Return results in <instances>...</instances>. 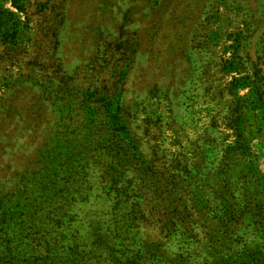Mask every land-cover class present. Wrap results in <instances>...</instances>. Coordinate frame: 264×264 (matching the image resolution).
<instances>
[{
	"label": "rangeland",
	"instance_id": "1",
	"mask_svg": "<svg viewBox=\"0 0 264 264\" xmlns=\"http://www.w3.org/2000/svg\"><path fill=\"white\" fill-rule=\"evenodd\" d=\"M109 101L123 111L128 161L124 261L263 260L264 209H247L264 205V0H0V264L37 245L52 192L65 218L39 236L52 240L53 264L106 253L118 198L105 179L92 169L69 198L77 165L58 192L43 169L51 155L92 157L105 121L93 111L112 115ZM52 139L70 150L48 155Z\"/></svg>",
	"mask_w": 264,
	"mask_h": 264
},
{
	"label": "trees",
	"instance_id": "2",
	"mask_svg": "<svg viewBox=\"0 0 264 264\" xmlns=\"http://www.w3.org/2000/svg\"><path fill=\"white\" fill-rule=\"evenodd\" d=\"M107 105L113 110V113L110 116H106L105 112L101 109L93 111L96 120L101 121V119L104 118L105 121L98 129L99 133H95L96 138L92 139V142H88L89 145L87 148L92 150V157L83 159V161L79 162H75L73 159H70L58 163L59 160L57 157L51 155L49 159H46L43 175H51L50 181H53L52 189L56 191L57 185L59 183L57 178L59 177L60 173L73 170L74 165H77L78 170L76 172H71L70 174L73 175V179H70L69 174L67 175V179H70V188L62 192H66L67 197L70 198L83 195L84 190L80 188H82L84 184H89V172L94 169V173H97L103 180L105 179L106 185H104V190L107 192L106 194L116 196L118 198V205L115 211V229L114 231L105 230L103 233V238L106 240V253L104 255L94 254L93 252L83 253H88V256L93 255V264H142V260H138V258L134 260L135 263H129L128 261L130 258H127L124 261L126 254L130 252L132 253V251H129L128 249L129 230L127 223L128 217H131L132 214L131 211L128 212L121 204L122 199L126 197L128 193L124 183V178L127 176L128 161H126L125 149L123 143L121 142L123 126L120 116L122 115L123 111H121L119 107H117V109L114 108V104L111 101H109ZM48 149V155L59 152V154H57L58 157L60 156L61 152H68L70 150L66 145H63L59 139H52L48 145ZM52 193L53 194L47 198L49 204H44L47 206V213L45 214L44 218V227L48 226V228L43 232V234L35 232L36 238L33 243L37 242V245L32 244L29 246V244H27L22 250L13 249L11 257L17 260V264H53L54 260L59 257L56 255V253L52 252V240L45 237L40 238L39 236L42 235L50 237V235L53 233L52 227L62 228V222L64 221L65 213L60 205L56 207L53 205V203L58 200V195L54 192ZM61 196L62 197L60 200H67L65 196ZM37 203H39V198L35 199V204ZM263 207V203L261 201H257L256 203H250L248 205L247 211L255 213L257 210L264 209ZM236 208H227L223 212L224 214L222 216L225 218L226 215H230V217L233 218L235 216ZM24 222L25 221L22 222V226H24ZM19 236H21V234ZM0 240L4 243L9 242V239ZM12 240L17 242L16 248H22L24 246L21 238H15ZM41 244L43 245L41 246ZM37 246H39V248H37ZM67 246L68 254L75 256L81 255V252L78 249L79 245L77 243L68 244ZM134 253L135 257L140 255V252L136 250ZM70 263L74 264V261H71ZM256 264H264V259L262 260V254L261 257L258 258Z\"/></svg>",
	"mask_w": 264,
	"mask_h": 264
}]
</instances>
